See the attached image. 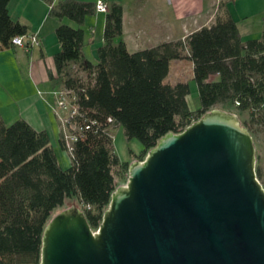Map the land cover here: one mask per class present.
<instances>
[{
	"label": "trees",
	"instance_id": "1",
	"mask_svg": "<svg viewBox=\"0 0 264 264\" xmlns=\"http://www.w3.org/2000/svg\"><path fill=\"white\" fill-rule=\"evenodd\" d=\"M9 1L0 0V50L12 48L14 36L32 34L9 15ZM45 1L49 16L76 24L62 22L55 28L60 47L48 78L67 90L76 106L66 127L77 138L68 150L60 132L58 143L71 160L62 168L45 130L22 118L6 123L0 114V264H40L43 228L71 199L81 204L89 225L98 226L116 178L128 171V162H120L113 150L116 126L127 139L142 143L144 155L166 132H180L217 107L246 111L243 124L254 141L264 132V30L259 38L242 40L226 7L183 39L129 51L120 39L122 5L110 2L103 43L92 62L82 51L83 23L94 14L96 2ZM184 56L193 64L200 103L195 110L187 102V81H165L170 61Z\"/></svg>",
	"mask_w": 264,
	"mask_h": 264
},
{
	"label": "water",
	"instance_id": "2",
	"mask_svg": "<svg viewBox=\"0 0 264 264\" xmlns=\"http://www.w3.org/2000/svg\"><path fill=\"white\" fill-rule=\"evenodd\" d=\"M40 264H264V187L254 140L213 108L166 132L92 228L72 203L41 236Z\"/></svg>",
	"mask_w": 264,
	"mask_h": 264
},
{
	"label": "crops",
	"instance_id": "3",
	"mask_svg": "<svg viewBox=\"0 0 264 264\" xmlns=\"http://www.w3.org/2000/svg\"><path fill=\"white\" fill-rule=\"evenodd\" d=\"M104 1L107 4L121 3L120 39L129 51L183 39L189 33L213 22L221 6L226 7L235 20L242 40L259 38L264 30V0ZM8 13L13 19L26 24L28 32L36 33L39 42L27 49L14 45L0 50V114L6 123L22 118L34 129L48 133V124L45 125L49 114L47 99L40 96V91L54 89L48 78V71L54 72L53 55L60 47L54 31L62 22L72 26L76 24L68 19L59 21L49 16L45 0H10ZM104 22L105 12L96 10L84 19L86 41L82 51L92 62L97 59V47L103 43ZM95 38L98 43H95ZM86 46H92L94 50L91 57L86 54ZM25 72L27 76L22 74ZM187 102L189 105L188 99ZM189 107L191 110L198 108L196 105ZM262 108L264 111V103Z\"/></svg>",
	"mask_w": 264,
	"mask_h": 264
},
{
	"label": "rangeland",
	"instance_id": "4",
	"mask_svg": "<svg viewBox=\"0 0 264 264\" xmlns=\"http://www.w3.org/2000/svg\"><path fill=\"white\" fill-rule=\"evenodd\" d=\"M95 43H98L97 38H95ZM35 50L36 49L34 47L33 51ZM86 54L89 57H91V55H94V50L92 49V46L91 47L86 46ZM22 74L27 76L26 72ZM165 81L169 83H175L177 81H187L190 88L189 96L187 97L189 101V105L191 107H194V105H196L197 107L200 106L196 83L193 80V64L188 57L184 56L180 59L171 61L170 69ZM54 88L55 90H59V86H54ZM40 93H41L40 96L42 97L44 96L47 99V102L46 101L45 102L47 103L46 106L49 110L48 111L49 114H47L48 121H46L45 125L48 124L46 127L48 129L50 143L53 146V149L55 151L60 166L62 168H67L71 164L70 156L67 150L62 149L60 147L57 140L58 138L57 136L58 134H60L62 130H65L64 119L69 116V111H70L69 109H71L70 100L67 99L68 110H60L56 106L55 99L53 98L52 95H50L49 90L47 92L40 91ZM217 108L234 112L242 123L244 119L247 118V115L245 114L246 111L243 112L238 111L232 107L228 108V110L221 107H217ZM112 137H113L112 139L113 150L115 154L118 156L120 162H128V166H129V163H131L132 161L134 160L139 161L145 157V155L142 153L143 150L142 143L136 138L127 139L120 125L112 129ZM254 146H255V168L256 167L259 168L260 170L259 181L261 183L262 182L264 183V132L263 131L258 132L257 136L255 137ZM127 174L128 171L122 176L116 178V182H117L116 186H118L119 184L124 185L126 183ZM71 203L72 205L82 210L81 204L76 199H71L69 201H66V203L62 207L56 209L53 212L52 216L57 212H59L60 210L68 207Z\"/></svg>",
	"mask_w": 264,
	"mask_h": 264
},
{
	"label": "built area",
	"instance_id": "5",
	"mask_svg": "<svg viewBox=\"0 0 264 264\" xmlns=\"http://www.w3.org/2000/svg\"><path fill=\"white\" fill-rule=\"evenodd\" d=\"M95 10L98 12H105L107 10V3L104 0H97L95 3ZM11 42L15 46H20L23 48H29L30 46L34 44H38V36L36 33H32L30 35H18L14 36L11 39ZM50 95L53 96L55 99L56 106L60 110H68V103L67 99L70 100V107L69 109V116L64 119L65 122V130H62L63 133V139L65 142V146L67 147L68 150H71V143L76 140V135L68 132L66 124L68 123L69 117H71L75 112H76V106L75 104L71 101V97L69 95V92L65 89L59 88V90L52 89L49 91ZM110 121V119H108ZM95 121H93L94 123ZM87 127V126H86Z\"/></svg>",
	"mask_w": 264,
	"mask_h": 264
}]
</instances>
